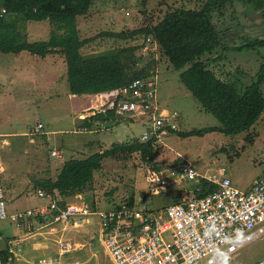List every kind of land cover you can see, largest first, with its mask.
<instances>
[{"label": "rangeland", "instance_id": "374dc122", "mask_svg": "<svg viewBox=\"0 0 264 264\" xmlns=\"http://www.w3.org/2000/svg\"><path fill=\"white\" fill-rule=\"evenodd\" d=\"M206 1L95 0L90 11L78 17L81 38L89 40L83 47L85 53L99 52L121 45H138L136 55L142 58L138 64L139 68L155 61L151 77L156 81L159 106L179 112L181 119L179 118L178 124L183 132L219 125L217 117L204 110L199 100L181 82V72L190 65L176 69L163 54V49L157 41L145 43L147 40L145 34H139L126 41L117 40L103 33L132 31L148 22L157 23L169 11L201 8ZM211 16L221 33L222 45L211 54H207L204 60L221 78L237 81L236 86L242 93L246 86L253 83V77L264 63V46L253 50H235L234 46L237 47L248 39L264 38V10H257L247 0H236L227 4L221 11H212ZM53 28L48 20L26 23L28 38L32 41L47 40ZM47 57L54 61L44 67L53 65L54 70L49 68L45 70L46 73H40L36 66L41 64L38 63L39 57L29 51L22 53L0 51V130L11 133L4 143L0 137V158L4 162L9 161L10 167L4 175L13 182L16 191L21 194L17 199L19 205L16 210L40 203L35 198V189L39 185L34 182L36 176L33 175L35 169L32 165L36 164L37 172L44 174L41 179L55 177L61 170L63 164L61 168L55 167L53 170L50 168L47 172L45 170L48 168L46 166L48 158H51L52 163L60 161H57L54 154L52 155L53 148L62 151L64 160L82 158L88 156V153L100 151L101 148L111 147L113 143L119 142L121 137L123 142H130L135 138L138 140L144 131L151 128V122H143L141 118L138 120L120 118L116 122L105 119L107 125L101 133L78 131L83 123L79 115L86 114L92 109H84L81 113L80 110H76V104L71 99L65 58L58 53L49 54ZM52 72L54 76L50 75ZM51 77L53 80L58 78L56 85V81L50 84L55 85L52 90L50 86L45 87L42 84ZM103 93L95 94L94 99H101ZM76 99L83 100L86 97ZM96 112L98 111H93ZM40 122L44 124L42 133L24 135L29 134ZM44 131L48 133L41 135ZM16 133L23 135H14ZM82 139L95 140L93 150L90 148L85 151L88 153L81 154L83 150H79L81 148L78 147L77 141ZM160 140L155 146L156 158L153 163L144 162L139 152L127 159L106 158L102 169L95 172L93 182L83 193H77L80 198H75L77 194H74L67 200L85 201L93 209L105 210L124 204L134 194V206L159 210L170 203L172 194L180 192L187 184H182V187L173 185L169 187L167 193L152 195L146 178L147 171L155 169L160 175H166L167 179L180 178L183 164L186 162L191 163L194 169L202 173L217 171L224 167L233 183L244 190L257 178L264 177V111L249 130L236 135L215 131L182 137L178 132L169 130L168 133L162 134ZM35 148H41V154L35 151ZM24 176L29 177V184L22 182ZM0 183L2 184L1 181ZM65 204L66 202L64 206ZM7 207L11 211L9 203ZM89 218L92 221L90 225L67 227L65 230L58 225L53 230L52 227L56 224H49L38 232H43L44 235L41 236L46 240L50 239L55 248L61 236L65 240L80 243V246H76L77 249L66 256V260H80V264H114L98 239L97 217ZM0 233L2 238L18 239L24 231L10 218H6L0 220ZM2 244L4 241L0 242V245ZM27 250L28 248L22 253L24 256H29ZM263 257L264 232L242 245L236 252L220 258L215 264H224L225 259L227 264H252ZM195 264L207 263L201 261Z\"/></svg>", "mask_w": 264, "mask_h": 264}, {"label": "trees", "instance_id": "16d2710c", "mask_svg": "<svg viewBox=\"0 0 264 264\" xmlns=\"http://www.w3.org/2000/svg\"><path fill=\"white\" fill-rule=\"evenodd\" d=\"M234 1L207 0L201 8L169 11L157 23L148 22L132 31L103 33L126 41L145 34L161 45L163 54L176 69L190 65L181 72V82L204 110L217 117L219 125L188 132L181 129L172 131L182 137L215 131L236 135L249 130L264 111V63L253 77V83L241 93L236 86L237 81L221 78L204 60L207 54L222 45V36L211 16L212 11H221ZM247 1L257 10H264V0ZM94 3L95 0H0V51H29L40 57L60 54L67 64L70 93L79 96L115 90L135 78H149L155 61L139 68L142 58L136 55L138 45H121L88 54L83 51L89 40L81 38L78 17L87 14ZM44 20L54 27L49 38L29 40L26 23ZM263 46L264 38H255L234 48L253 50ZM110 117H118L114 109L107 114L96 113L88 119L92 124L96 119ZM154 141L142 142L135 138L130 142L114 143L110 148L86 157L68 159L56 178H44L38 185L46 190H57L64 197L83 193L93 182L95 172L102 169L106 158L127 159L139 152L144 162L153 163L156 158ZM124 204L133 206L134 194Z\"/></svg>", "mask_w": 264, "mask_h": 264}, {"label": "built area", "instance_id": "2783aa9c", "mask_svg": "<svg viewBox=\"0 0 264 264\" xmlns=\"http://www.w3.org/2000/svg\"><path fill=\"white\" fill-rule=\"evenodd\" d=\"M152 41L148 37L145 43ZM111 109L118 118L131 116L151 122V128L139 138L142 142L154 139L156 145L164 132L180 130L179 112L159 106L156 81L151 76L135 78L122 85L118 94L108 97V103L100 106L98 112L107 113ZM94 125L102 128L104 122L98 120ZM42 128L39 123L31 135L42 133ZM80 130L92 129L83 126ZM53 154L62 158L54 149ZM180 175V178L167 179L155 169L147 171L152 195L167 193L173 185L187 184L173 196L174 201L159 210L125 204L98 210L85 201L69 203L59 192L38 189L36 198L49 202L35 209L10 213L0 183V220L10 218L20 225L26 218L41 215L53 222L78 227L90 225L89 216H96L99 241L114 264H195L201 261L215 264L264 232V177L257 178L249 189L244 190L233 183L224 167L202 173L186 162ZM77 197L80 198L78 194ZM28 222L29 225L33 223ZM8 243L10 251L21 250L19 240ZM76 246L80 245L59 240V258L43 259V263L78 264L79 260L70 263L65 259V255L77 249ZM252 264H264V257Z\"/></svg>", "mask_w": 264, "mask_h": 264}, {"label": "crops", "instance_id": "0c3cea01", "mask_svg": "<svg viewBox=\"0 0 264 264\" xmlns=\"http://www.w3.org/2000/svg\"><path fill=\"white\" fill-rule=\"evenodd\" d=\"M29 36H30V34H29ZM23 52V51H22ZM21 52V53H22ZM35 56V55H34ZM36 57H39V62L38 63H41L40 65L39 64H37L36 66H37V68H38V70H39V72L40 73H46V71L45 70H47V69H49L50 68V70H54V67H53V65H51V66H49V67H47V68H45L44 66L46 65V64H48V63H51V61H54L53 59L51 60H49V57H40V56H38V55H36ZM41 58V59H40ZM38 59V58H37ZM40 61H43V62H40ZM52 64V63H51ZM35 67V66H34ZM50 75L51 76H54L53 75V72L52 73H50ZM52 78V77H51ZM51 78L49 79V81H46V82H43L42 84H44L45 85V87L46 86H50V89L52 90V88L57 84V77H56V80H53V78H52V80H51ZM56 81V83H55V85H50V84H52V83H54ZM52 86V87H51ZM3 89H5V88H3ZM50 89L48 90V91H50ZM47 92V91H46ZM9 94V93H8ZM95 96V94H84V95H81V96H79V95H75V94H71V99H72V101H73V103H75L76 104V110H80L79 112L81 113V111H83L84 109H87V108H97L98 106L100 107V106H102L106 101H107V99H105V98H101V99H99V100H95L93 97ZM79 97H86V99H83V100H78V99H76V98H79ZM90 97H92V99H88V98H90ZM78 100V101H77ZM92 104V105H91ZM96 104L98 105V106H96ZM82 109V110H81ZM91 113V115L93 114V111H90L89 112V114ZM81 116H82V113L80 114ZM83 115H85V114H83ZM79 118H82V117H79ZM118 118V117H117ZM117 118L116 117H110V118H105V119H108V120H110V121H117ZM120 118H126V119H133V117H128V116H119V119ZM135 120H138V119H136V118H134ZM89 121H90V119H88V120H86V121H84L85 122V124H89V125H91V122L89 123ZM94 121H96V120H94ZM103 122H104V125L102 126V128H101V130L100 131H96V132H91V133H95V134H97V133H101L102 132V130L106 127V125H107V123L105 122V120H103ZM42 125H43V128L42 129H44V124L42 123V122H40ZM39 124V123H38ZM37 124V125H38ZM92 127L94 126L93 124L91 125ZM37 127V126H36ZM35 127V128H36ZM34 128V129H35ZM34 129L31 131V132H33L34 131ZM31 132L28 134V133H24V135H27V136H30L31 135ZM48 132L46 131H44V133L43 134H41V135H44V134H47ZM10 134L11 133H9L8 131H5V130H3V129H1L0 130V137L1 138H3V140H2V142L4 143V142H6V139L10 136ZM121 134V133H120ZM14 135H23L22 133L21 134H18V133H16V134H14ZM94 135V134H93ZM120 137H121V135H120ZM162 138V137H161ZM160 140V139H159ZM31 142H32V140H30ZM95 140H93V141H88V140H84V139H82L81 141L80 140H78L77 142L79 143L78 144V147L79 148H81V149H79V150H83V152H81V154H83V153H88V152H85V151H87V150H90V148L93 150V148H94V145H95V142H94ZM161 141V140H160ZM159 141V142H160ZM76 142V143H77ZM81 142V143H80ZM98 142V141H97ZM123 141H122V137H121V140L119 141V142H117V143H122ZM114 144V143H113ZM112 144V145H113ZM110 148V147H109ZM54 149V148H53ZM100 149V148H99ZM105 150V149H107V148H101L100 149V151H103V150ZM35 151H38L40 154H41V148H35L34 149ZM54 150H57L58 152H59V154L62 156V158H60V157H58V156H56V159H57V161H59V163H57V162H54V163H52V162H50V159L51 158H48V160H47V162H46V166L48 167V168H46L45 170H46V172H47V169L49 170L50 168L53 170L55 167L58 169V168H61V164H64V162L66 161V160H64L63 158H64V155H63V153H62V151L61 150H59V149H54ZM53 151V150H52ZM75 154V153H74ZM88 155H90V153H88ZM86 157V156H85ZM64 161V162H63ZM32 163H34L35 164V162H32ZM57 163V164H56ZM8 167H10V165H9V161L7 162V161H3V159H1L0 158V181L2 182V185H3V187H4V192H5V197H6V201H7V204L9 203V205H10V208H11V211H9L10 213H17V212H24V211H26V210H30V209H35V208H37V207H39L41 204H46L47 202H49V200L48 199H40V198H37L39 201H40V203L39 204H37V205H35V206H32V207H27V208H23V209H19V210H16V208L18 207V205H19V202H18V198L21 196V194L20 193H18L17 191H16V188L14 187V185H13V182L11 181V180H9L4 174L7 172V170H8ZM32 167H34L33 169H35L34 171V173H33V175H35L36 176V178L34 179V182L36 183H38L40 180H42L41 178H42V176L44 175V174H42V173H38L37 172V167H36V164L35 165H32ZM59 171V170H58ZM57 171V172H58ZM49 172V171H48ZM31 175V174H30ZM58 175V174H57ZM48 177H50V176H48ZM48 177H46V178H48ZM51 178H56V176L55 177H51ZM22 182H25V183H28L29 184V177L28 176H24V178L22 179ZM254 182V181H253ZM252 185V184H251ZM33 187V186H32ZM251 187V186H250ZM249 187V188H250ZM249 188H247V189H249ZM38 189H44L45 190V188H42V187H36V191H35V198H36V192H37V190ZM246 189V188H245ZM246 189V190H247ZM49 191H51V192H53V193H57V192H59V191H57V190H49ZM60 193V192H59ZM61 194V193H60ZM62 195V194H61ZM175 195V193L174 194H172V196H170V198H171V201L170 202H172V199H173V196ZM66 198V201H68L69 203L70 202H72V201H69V200H67L68 198H69V196L68 197H65ZM13 201H15L14 203H13ZM13 203V204H12ZM17 203V204H16ZM14 205V206H13ZM12 220V219H11ZM29 220H31V222H33L32 223V225H29L28 223V221ZM13 221V223L19 228V229H21V230H23L24 231V233L22 234V236H19V238L17 239V238H15V237H13V238H2V233H0V236H1V238H0V242L1 241H4V244H2V245H0V264H30V263H32V264H44L43 263V259H46V260H57L58 258H59V240H62V239H64V237L63 236H61V238L60 239H58L57 240V244H56V248L54 247V243H52L51 242V240L49 239V240H46V238L44 237V236H41V235H44L43 234V232H38L39 231V229H42L43 227H45V226H48L49 224H56L54 227H52V229L54 230V228L56 227V226H61L60 228H63L64 230L65 229H68L67 227H74V226H72V225H66V223H62V222H53L52 220H50V219H46L45 217L43 218L41 215H33L32 217H30V218H26V219H24V220H22V222H21V224L19 225V224H17L14 220H12ZM53 222V223H52ZM99 225V224H98ZM30 230H32V231H30ZM64 234V233H63ZM19 240L20 241V248H21V250H18V249H16L17 251L14 253L13 251H10L9 250V243H8V241H10V240ZM98 239H99V237H98ZM77 244H79L80 245V243H78V242H76ZM27 249L28 248V250H27V254L29 255V256H24L22 253L25 251V249ZM2 253V254H1ZM68 255H70V253L69 254H67V255H65V259L67 258L66 256H68ZM4 258H6V259H4ZM31 258V259H30ZM37 258V259H36ZM22 259V260H21ZM34 259V260H33ZM35 260H38V261H35ZM73 260V261H72ZM67 262H74V259H71V260H66ZM80 261V260H79ZM78 264H80V262L78 263Z\"/></svg>", "mask_w": 264, "mask_h": 264}, {"label": "clouds", "instance_id": "9594fccd", "mask_svg": "<svg viewBox=\"0 0 264 264\" xmlns=\"http://www.w3.org/2000/svg\"><path fill=\"white\" fill-rule=\"evenodd\" d=\"M155 43H156V41H154ZM129 83V82H128ZM120 88V87H119ZM119 88L118 89H115V90H118L119 91ZM111 91H113V90H108V91H105L104 93H110ZM113 96V95H112ZM95 97V96H94ZM93 97V98H94ZM101 97H103V94L101 95ZM108 97H110V96H108ZM108 97L106 98L107 99V101L104 103V104H107L108 103ZM98 108L99 107H97V108H92V110H90V111H94V110H96V111H98ZM88 109H91V108H88ZM89 111V112H90ZM110 111V110H109ZM108 111V112H109ZM89 112H87L86 114H85V118H80L81 120H83V123H82V125L79 127V129H78V131H80V128L81 127H83V126H87V127H89V128H91L92 130H90L89 132H96V131H100L101 130V128L100 127H98V126H95L94 125V122L92 123L94 126L92 127L91 125H89V124H85V122L84 121H86L90 116H93V115H95L96 113H102V112H96V113H93L92 115H91V113L89 114ZM107 112V113H108ZM107 113H105V114H107ZM83 115V114H82ZM81 115H79V117H80ZM98 120H102V119H96V121H98ZM103 121V120H102ZM96 129V130H95ZM224 264H227V260L225 259L224 260Z\"/></svg>", "mask_w": 264, "mask_h": 264}, {"label": "water", "instance_id": "95a60500", "mask_svg": "<svg viewBox=\"0 0 264 264\" xmlns=\"http://www.w3.org/2000/svg\"><path fill=\"white\" fill-rule=\"evenodd\" d=\"M116 94H118V90H113V91H111L110 93H103V98H107L108 96H112V95H116Z\"/></svg>", "mask_w": 264, "mask_h": 264}, {"label": "bare ground", "instance_id": "6f19581e", "mask_svg": "<svg viewBox=\"0 0 264 264\" xmlns=\"http://www.w3.org/2000/svg\"><path fill=\"white\" fill-rule=\"evenodd\" d=\"M104 96V95H103Z\"/></svg>", "mask_w": 264, "mask_h": 264}]
</instances>
